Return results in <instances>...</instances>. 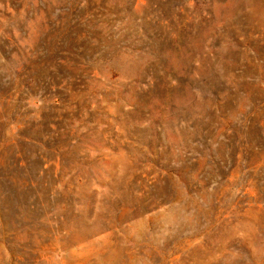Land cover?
Listing matches in <instances>:
<instances>
[{
    "label": "rangeland",
    "instance_id": "1",
    "mask_svg": "<svg viewBox=\"0 0 264 264\" xmlns=\"http://www.w3.org/2000/svg\"><path fill=\"white\" fill-rule=\"evenodd\" d=\"M0 264H264V0H0Z\"/></svg>",
    "mask_w": 264,
    "mask_h": 264
}]
</instances>
